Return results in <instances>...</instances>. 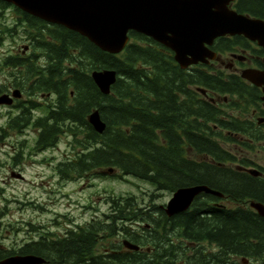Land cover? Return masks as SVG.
I'll use <instances>...</instances> for the list:
<instances>
[{
    "label": "trees",
    "instance_id": "16d2710c",
    "mask_svg": "<svg viewBox=\"0 0 264 264\" xmlns=\"http://www.w3.org/2000/svg\"><path fill=\"white\" fill-rule=\"evenodd\" d=\"M232 6L264 18V0H235ZM0 7H12L17 16L12 22L0 19V43L21 33L31 48L26 56H5L0 69L10 68L8 73L19 78L15 84L29 95L54 93L51 105L22 107L7 127L20 130L31 123L39 150L65 136L69 156L55 165L61 180L83 174L132 176L152 187L147 195L108 196L109 211L101 219L72 227L69 241L55 242L59 249L68 247L70 264H244L242 258L245 264H264V216L249 205L264 206V166L225 146L264 155V102L258 87L213 62L182 69L169 49L133 31L125 49L112 54L61 25L5 2ZM212 48L220 55L249 50L250 60L264 69V50L241 35L219 37ZM29 59L41 63L24 61ZM102 69L117 73L106 95L90 75ZM33 75L32 81L24 78ZM216 96L220 103L209 100ZM32 107L43 112L31 122ZM95 109L105 123L101 133L87 120ZM254 165L260 175L245 171ZM109 167L118 173L103 174ZM195 184L222 197L201 193L189 209L172 216L153 201L156 191L171 194ZM113 236L141 249L122 251L119 241L99 253L98 237L107 238L105 246ZM25 247L31 252L30 244ZM147 248L154 254L146 255ZM13 253L25 252L5 255Z\"/></svg>",
    "mask_w": 264,
    "mask_h": 264
},
{
    "label": "water",
    "instance_id": "95a60500",
    "mask_svg": "<svg viewBox=\"0 0 264 264\" xmlns=\"http://www.w3.org/2000/svg\"><path fill=\"white\" fill-rule=\"evenodd\" d=\"M38 17L50 24L61 25L86 37L103 51L117 54L129 41L128 32L134 31L152 38L169 48L181 68L190 64L208 63L216 52L209 48L213 40L225 35H242L264 49V19L251 17L230 7L233 0H1ZM242 78L261 88L264 100V69H241ZM91 77L102 94H108L116 81L113 69L93 70ZM13 91L12 96H18ZM7 94L0 95V103H10ZM93 129L101 133L105 123L97 109L87 116ZM114 167L102 170L112 174ZM258 174L254 169L250 171ZM201 192L220 195L202 184L176 189L164 211L168 216L189 208ZM264 216V206L250 203ZM123 245L137 250L138 245L127 239ZM44 260L36 255L7 257L0 264H39Z\"/></svg>",
    "mask_w": 264,
    "mask_h": 264
},
{
    "label": "rangeland",
    "instance_id": "374dc122",
    "mask_svg": "<svg viewBox=\"0 0 264 264\" xmlns=\"http://www.w3.org/2000/svg\"><path fill=\"white\" fill-rule=\"evenodd\" d=\"M0 16V19H5L6 22H12L17 17L12 7H0ZM23 37L26 36L18 33L13 39L6 38L0 43V62L5 56L19 53L27 43ZM234 53L235 57H232L230 52L223 54L220 58L222 62H217L214 66L229 68L227 65L230 63L233 67L229 69L232 71H240L242 66L243 68L255 66L253 61H245L241 57L240 50ZM7 74L8 71L0 70V87L7 85L9 79ZM52 97L37 96L36 99L45 106ZM217 100L221 102L219 97ZM15 112L1 106L0 126H3ZM36 113L42 114L39 109ZM36 134L37 129L31 125L21 131L5 129V132H2L0 129V243L4 247L17 248L18 244L33 234L39 223L45 224L49 229H55L56 223L65 227H68L66 226L68 224L69 227H75L94 219H101L103 213L109 211L110 204L107 200L110 195L133 193L142 196L152 191L150 184L132 176L90 177L83 174L73 180H61L55 165L58 161H65L68 158L70 153L68 139L62 136L55 146L39 150L35 148ZM225 146L231 148L232 152H237L238 156L245 154L264 166V155L261 152L257 151V154L247 152L233 144ZM252 168L260 170L255 165ZM156 193L153 201L159 207L164 206L171 196L168 191ZM106 239L98 237L99 249H104V252L109 251L108 245L122 240L120 236L109 237L104 246L103 242ZM120 250L125 249L122 246ZM245 263L247 262L244 261Z\"/></svg>",
    "mask_w": 264,
    "mask_h": 264
},
{
    "label": "flooded vegetation",
    "instance_id": "af4514ba",
    "mask_svg": "<svg viewBox=\"0 0 264 264\" xmlns=\"http://www.w3.org/2000/svg\"><path fill=\"white\" fill-rule=\"evenodd\" d=\"M27 43L25 46H27L25 49L21 48L20 50V55L22 56H26L28 54V52L30 51V41L29 39H26ZM242 52L244 51V53L246 55H250V51L246 50V49H242ZM247 60H250V58H247ZM27 63H31V64H37L38 60H33V59H29V60H24ZM222 62V61H219ZM3 63V60L0 62V64ZM227 67L232 68V64H228ZM228 68V69H229ZM236 69V68H235ZM1 71H5L7 72L8 69L5 67H1L0 69ZM7 76L9 77L7 85L0 87V94L2 93H8L10 94L11 91L15 88H19V86H17L15 84L16 80H19L18 77H15L11 74H7ZM25 79H30L31 81L34 80L36 78L35 75H33L32 77L29 76H24ZM20 89V88H19ZM21 90V89H20ZM22 92V97L18 100H14L13 104L11 105V107H6L9 108L11 110H15V114L10 115V117L18 115V113L21 111L22 107H28L30 106L32 103L34 104H38V100L36 99L37 96H41L40 94H31L29 95L28 92H24L23 90H21ZM49 95L53 96L52 100L49 103H46L45 106L51 105L54 99V94L52 93H47L46 96L48 97ZM49 99V98H48ZM214 102H216V99H214ZM1 106H5V105H0ZM38 108L37 107H32L30 109L32 118H31V122L33 121V119L38 116L36 113V110ZM17 113V114H16ZM9 117V118H10ZM8 118V120H9ZM8 120L4 123L3 126H0V129H6L7 131L10 130V128H8ZM29 125L32 126V124L30 123ZM28 126V125H27ZM22 129H25L22 128ZM22 129L18 130L21 131ZM15 131V130H13ZM1 224V223H0ZM56 228L55 229H49L45 224H37L36 228L33 230V234L27 239V240H23L22 243L18 244L16 247H4L1 243H0V251L2 252V255L0 256V260L9 256V255H13V254H9V255H5L8 251H16L18 252L19 250H24L25 253H21V254H34L36 256H40L44 259V262L41 264H69L70 263V259H68V255H67V250L66 248H68L67 246H64V248H60L59 249V245H54L55 242H57L59 239H63V241H69V233L72 227H69L70 224L66 225L68 227H65L64 225H59L58 223H56ZM83 226L85 225L82 224ZM82 225H77L75 228H78ZM43 232V233H42ZM38 233V234H37ZM30 244V248H31V252H27L26 250H29L28 247H25L26 245ZM101 251H99V253L102 252V249H99ZM62 252V253H61ZM104 252V251H103ZM45 253H48L50 256H52L51 258L49 256H47ZM105 253H107V251H105ZM19 254V253H17ZM145 254L146 255H151L154 254V252L150 251L148 248L145 250Z\"/></svg>",
    "mask_w": 264,
    "mask_h": 264
},
{
    "label": "bare ground",
    "instance_id": "6f19581e",
    "mask_svg": "<svg viewBox=\"0 0 264 264\" xmlns=\"http://www.w3.org/2000/svg\"><path fill=\"white\" fill-rule=\"evenodd\" d=\"M250 169V167H248V168H245V171H247L248 172V170ZM250 174H252L251 172H249ZM163 209H164V207H163ZM43 233V232H42ZM38 234V233H37Z\"/></svg>",
    "mask_w": 264,
    "mask_h": 264
}]
</instances>
